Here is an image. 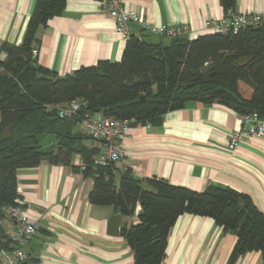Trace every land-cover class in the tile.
I'll list each match as a JSON object with an SVG mask.
<instances>
[{
    "label": "trees",
    "instance_id": "obj_1",
    "mask_svg": "<svg viewBox=\"0 0 264 264\" xmlns=\"http://www.w3.org/2000/svg\"><path fill=\"white\" fill-rule=\"evenodd\" d=\"M219 1L225 15L237 10V0ZM66 4L37 0L23 41H6L0 48L5 54L0 57V253L15 246L2 222L9 215L5 208L19 198L18 170L46 160L92 177V204L113 206L127 216L140 206L138 222L121 229L134 264L164 263L170 232L183 214L211 218L237 237L227 264L254 251L264 264V212L245 193L218 184L196 191L159 177L139 179L131 168L117 176L115 164L94 163L98 148L85 145L83 140L90 138L80 132L74 146L37 151L38 135L64 123L56 108L74 99L86 103L83 112L133 120L132 126H160L166 113L192 101L264 118V25L237 34L209 32L171 40H155L156 35L143 30L140 38L128 37L119 61L100 60L60 75L41 65L33 50L40 44L38 29L61 15ZM76 155L84 168L73 164ZM24 264H29L28 256Z\"/></svg>",
    "mask_w": 264,
    "mask_h": 264
},
{
    "label": "crops",
    "instance_id": "obj_2",
    "mask_svg": "<svg viewBox=\"0 0 264 264\" xmlns=\"http://www.w3.org/2000/svg\"><path fill=\"white\" fill-rule=\"evenodd\" d=\"M36 1L0 0V48L6 41H23ZM122 1L153 24H189V38L209 33L205 21L224 14L219 0ZM236 8L263 12L264 0H237ZM129 29L135 35L146 30L134 22ZM37 37L38 62L60 75L100 60L119 61L128 39L117 32L100 0H67L64 12L40 27ZM241 125L240 115L226 106L188 102L166 113L160 126L130 128L123 140V157L115 164L117 176L131 168L139 179L159 177L196 191L211 184L230 186L249 195L264 212V138H245L237 149H230V136ZM75 128L72 133H79V126ZM83 143L98 146L91 139ZM81 163V157L74 156L73 164L81 167ZM92 186L93 178L81 170L46 160L18 170L17 200L44 225L25 246L29 264H134L121 229L138 222L140 206L135 215L127 216L113 206L92 204ZM2 225L10 234L18 224L8 215ZM236 241L213 219L183 214L170 232L163 264H227ZM236 264H262V256L248 252Z\"/></svg>",
    "mask_w": 264,
    "mask_h": 264
},
{
    "label": "built area",
    "instance_id": "obj_3",
    "mask_svg": "<svg viewBox=\"0 0 264 264\" xmlns=\"http://www.w3.org/2000/svg\"><path fill=\"white\" fill-rule=\"evenodd\" d=\"M100 1L104 9L114 19L117 32L126 38L131 35L129 25L133 22L142 24L147 31L166 40L187 35L191 31L189 24H153L142 13L125 7L122 0ZM259 25H264V11L239 12L238 10H230L227 15L223 14L221 17L206 20L204 28L210 32L237 34L250 26ZM136 35L139 38L141 37V33ZM37 52L38 49L35 48L33 53L36 55ZM3 57H5V54ZM85 106L86 103L83 100L74 99L56 108V111L58 117L64 122L75 119L80 133L97 142L98 153L94 158V163L97 166L116 164L123 157V140L132 127L131 122L133 120H121L103 117L99 113L83 112ZM240 118L242 125L231 134L228 142V147L232 150L237 149L240 142L245 138H264V118L256 112L240 115ZM81 167L84 168L83 163H81ZM5 209L18 225L10 234L15 245L11 251L13 257H8L7 252L2 251L0 253V264H24L28 256L25 251L28 240L40 232L44 225L39 220L32 218L21 201L16 200V205L7 206Z\"/></svg>",
    "mask_w": 264,
    "mask_h": 264
},
{
    "label": "water",
    "instance_id": "obj_4",
    "mask_svg": "<svg viewBox=\"0 0 264 264\" xmlns=\"http://www.w3.org/2000/svg\"><path fill=\"white\" fill-rule=\"evenodd\" d=\"M75 125L76 120L69 119L58 126L54 132L38 135V153L47 154L50 150L57 148L59 145L74 146L80 139L79 135L72 133L73 127Z\"/></svg>",
    "mask_w": 264,
    "mask_h": 264
},
{
    "label": "rangeland",
    "instance_id": "obj_5",
    "mask_svg": "<svg viewBox=\"0 0 264 264\" xmlns=\"http://www.w3.org/2000/svg\"><path fill=\"white\" fill-rule=\"evenodd\" d=\"M75 127H76V128H75V130L77 131V129H78L77 127H78V126H77V125H75ZM10 234H11V233H10Z\"/></svg>",
    "mask_w": 264,
    "mask_h": 264
}]
</instances>
